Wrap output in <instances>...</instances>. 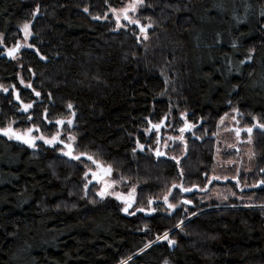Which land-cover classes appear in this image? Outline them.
Returning <instances> with one entry per match:
<instances>
[{"label":"trees","instance_id":"obj_1","mask_svg":"<svg viewBox=\"0 0 264 264\" xmlns=\"http://www.w3.org/2000/svg\"><path fill=\"white\" fill-rule=\"evenodd\" d=\"M124 1L0 0V128L13 121L47 137L60 133L76 155L138 182V201L175 181L197 189L175 188L174 198L193 199L213 165L219 118L235 104L264 124V0H145L140 16L152 21L146 34L154 37L148 49L139 25L116 29L93 18ZM21 22H32L33 49L13 59L2 46L19 42ZM13 89L33 104L27 113ZM179 111L200 123L168 150L175 156L184 148L177 163L157 157L154 132L143 131L168 112L179 126ZM255 132L256 169L248 180L257 182L264 179V129ZM65 149L42 141L31 148L0 134V264H264V185L248 191L254 206L205 205L174 228L187 216L182 208L127 215L114 199L84 195L86 157L73 160ZM182 202L188 214L197 210ZM169 231L174 245L154 242Z\"/></svg>","mask_w":264,"mask_h":264},{"label":"rangeland","instance_id":"obj_2","mask_svg":"<svg viewBox=\"0 0 264 264\" xmlns=\"http://www.w3.org/2000/svg\"><path fill=\"white\" fill-rule=\"evenodd\" d=\"M130 0L124 1L121 5L114 7L115 9H121L124 6H126ZM113 8V7H111ZM111 8L106 12L104 16H102L100 19L102 20H108L113 21L115 23L116 29L125 28L127 26H131L134 24H129L128 21L123 19V16L121 15V18L119 20V26L117 25V19L116 15L112 13ZM140 9H138L137 12L129 13V16L133 19L139 20L140 26H147L148 24L152 25V21L149 19H143L140 16ZM38 14V13H37ZM36 14V15H37ZM105 16L107 18H105ZM25 23L32 25V22H21L18 24V28L21 32V39L19 40V44L22 46L19 50L23 49H33L32 47H27V45H30L29 41L31 36H29L27 39L24 38V32H23V25ZM152 27L146 29H151ZM31 31V27H30ZM32 33V32H31ZM145 35L147 36V39H145ZM140 37L142 38L143 44L145 46V49H148L149 45H151V40H154L153 36H149L145 33H140ZM4 50L10 49L13 46L7 48L5 46H2ZM19 51V52H20ZM147 51V50H146ZM19 55H17L18 57ZM171 88V86H168L167 92ZM18 91L16 89H13V95L14 100L19 103L20 110L23 112V104H28L23 102L21 99L18 101L16 99V93ZM19 93V92H18ZM167 95V94H166ZM168 97V95H167ZM23 102V104L21 103ZM172 106L170 109H173ZM30 110V109H29ZM187 112L186 111H179L177 112V118L180 122L179 126H175L176 122L175 119L172 118L171 113H167L166 117L162 121L161 127L159 131H156L155 129H151L149 131L148 129H145L143 132L146 136H149L151 132H154L155 137V147L153 148V153L158 149L159 151L164 153V156L167 158L175 157V161L179 163L180 158L184 155V148L181 147L180 153L178 155H167L169 149H173L175 145H183V141L185 139L186 134L192 133L195 130V127H197L200 123V120L197 124H194L192 122H188L186 120ZM255 117V119H254ZM69 121V119H67ZM223 120V122H221ZM192 125L190 130L185 131L184 133L180 132V129L185 127V124ZM258 122V116L253 114H246L238 109V107L233 104L230 109L223 114L218 122H217V130L214 135L216 138L215 141V151L213 152V165L210 169L209 173L206 175V182L203 184L202 187H200L198 194L193 199H183L184 201H190L189 204L193 205V208L197 209L194 213L188 214L189 209L185 207L183 204V200L175 199V188H187L191 190H196V187H189L182 183V181H175L169 188H167L162 194L149 197L147 200L140 199L138 201V190H139V183L132 180L125 174H123L121 171L114 169L110 176H104L103 182H97L93 176L91 175V171H89V168H91L92 171H99L96 168V165L92 164L91 161H87L85 163V171H89V175L87 178H85V175L83 174V193L86 194L90 198H94L97 200H103L106 198L114 199L119 203L121 211L125 207V204L121 200H117L115 196L109 195L104 197L103 199L97 195V193L103 188L104 183H113L115 181L114 187L110 189L112 192H118L125 196H127L133 188H135V202L133 203L132 207L129 209L128 213L124 214L132 215L131 213L135 212V214H141V215H153V214H167L171 215L178 209H183V212L187 214V216L182 219L177 225H175L174 228L181 227V225L185 222H187L190 218L195 216L196 214L202 212L200 208L205 206H209L208 208H223V207H237V206H254L255 204V194H252L248 192L250 189L257 188L261 184H259V181H249L248 177L249 174L252 172V170L256 169L255 159H256V153H255V131L257 129H260L258 127H253ZM11 125L16 131L23 133L27 129H16L14 127V122L10 121L6 127ZM248 127H253L252 132V142L248 143V134L244 131H241V135L239 138H237L235 134V129H245ZM58 133V132H57ZM56 133V134H57ZM50 135L49 137L45 136L43 132H36L33 131V136H40L43 135L46 139H50L52 136L56 135ZM61 135V134H60ZM183 136V140H180L179 137ZM60 137V136H59ZM8 138V137H7ZM171 138V139H170ZM9 139V138H8ZM12 140V139H11ZM42 141L37 139L35 141ZM158 141V142H157ZM43 142V141H42ZM68 143V142H66ZM175 144V145H174ZM47 145V144H46ZM34 148V147H31ZM137 150L140 151V149L137 146ZM66 151L63 150V152ZM75 154V153H74ZM98 162H100L104 166H108L110 164H106L102 162L99 159H95ZM249 175V176H248ZM214 177H218V179H215ZM91 180L92 182L88 184L87 189H85L84 185ZM173 185H179L180 187H173ZM257 185V186H254ZM185 191V192H190ZM92 194H95L93 196ZM168 197V202L171 204L177 205L175 210L170 209L167 204L164 202V197ZM149 199H152L154 202L149 205L148 201ZM261 206V205H260ZM264 207V206H261ZM137 208H144V212L137 211ZM208 208L204 210H208ZM152 209H155V211H151ZM182 222V223H181ZM179 225V226H178ZM168 234L170 233L167 232ZM164 235V234H163ZM163 235L159 237H163ZM158 238V237H157ZM155 239L154 242H161L166 241L163 239ZM170 239V238H169ZM167 242V241H166ZM168 243V242H167ZM163 264H170L168 262Z\"/></svg>","mask_w":264,"mask_h":264},{"label":"snow or ice","instance_id":"obj_3","mask_svg":"<svg viewBox=\"0 0 264 264\" xmlns=\"http://www.w3.org/2000/svg\"><path fill=\"white\" fill-rule=\"evenodd\" d=\"M144 4H145V0H130V2L126 6H124L123 8H121L119 10L115 9V8H111L112 13L116 15L117 25L119 26V20L121 18V15L123 16L124 20L128 21L129 24L139 25L140 24L139 20L133 19L132 17H130L129 13L130 12H132V13L137 12L139 8L144 6ZM84 10L86 12L88 11L87 8L84 9ZM38 12H39V6H37L36 10L33 12V18H35L36 14ZM93 18L97 19V20L100 19L99 16L93 17ZM105 18H107V17L105 16ZM30 27L31 26L28 23H25L23 25V32H24V38L25 39H27L29 36L32 35V33L30 31ZM146 27L150 28V27H152V25L148 24ZM146 27L145 26H140V31L142 33H145L146 32ZM145 39H147L146 35H145ZM0 44H3V37L2 36H0ZM233 46H235V45H233ZM21 47L22 46L20 44H17L14 48L8 49L7 55L14 59L15 58V53L18 52ZM27 47H32V45H27ZM37 54H39L38 50H37ZM40 58L41 59H45V57H43V56H41ZM249 59H251V55L249 56ZM21 83L23 84L24 81L21 80ZM0 87H2V86H0ZM25 87H29L30 88L31 85L28 84V85H25ZM3 91L7 92L8 89L5 88V89H3ZM35 95L37 97H39L40 93L39 92H35ZM16 99L18 101L20 100V96H19L18 92L16 93ZM21 103L23 104L22 101H21ZM32 107H33V104H31V103L23 104L22 110H23V112L27 113L29 111V109H31ZM72 107L73 106L71 104L68 105L69 109H71ZM44 118L47 119V114L46 113H45V117ZM28 119L31 120L32 116L29 115ZM254 119H255V117H254ZM221 122H223V120ZM55 123L58 124V125H63L65 123V121L57 120ZM67 123L69 125H71L72 121L69 120V121H67ZM160 127H161V124L152 125V128L155 129L156 131H159ZM191 127H193V126L186 123L185 127L180 129V132L184 133L185 131L190 130ZM253 127H258L260 129H264V124L257 123ZM253 127H248V128H245V129H239V128L235 129V134H236L237 138L240 137L241 131H244V132H246L248 134V143H251L252 142ZM33 131L39 132L40 129L39 128H28L25 132L20 133V132L16 131L11 125H9L8 127H5V128H0V134H3L4 136L8 137L9 139H13L14 138V139H16L18 141H21L24 144L28 145L29 147H35V141L37 139L42 140L47 145H56L57 143L64 144V148L67 149V151H64L62 153L64 156H67V157H69V158H71L73 160H76V161H81V157L85 156L87 161H91L92 164L96 165V168L99 171H92L91 168H89V171H91V175L93 176V178L97 182H103V177L104 176H110L112 174L113 168H112L111 165L104 166L100 162L95 160L93 156L87 155L85 153H81L79 155L74 154L73 144L72 143H64V141L60 140L59 139L60 133H57L56 135L52 136L50 139H46L43 135L33 136L32 135ZM179 139L183 140V136L179 137ZM68 140L69 141H74L75 137L69 135L68 136ZM137 146L140 149V151H144L145 150V145L140 144L139 141H137ZM133 151H135V149ZM155 155L157 157H160V156H163L164 153L157 149L155 151ZM172 159H175V157H172ZM81 162L83 163V161H81ZM89 171L85 172V174H84L85 178H87V176L89 175ZM260 171L262 173H264V168L260 169ZM214 178L218 179V177H214ZM91 182L92 181L89 180L84 185L85 189H87L88 184H90ZM114 184H115V181L113 183H104L103 188L97 193V195H99L102 199L104 197H106V196H109V195L115 196V198L117 200H121L125 204V207L123 208V211L125 213H128L129 209L132 207L133 203L135 202V191L136 190H135V188H133L131 190V192L127 196H125V195H123L121 193L110 191V189L114 187ZM259 184L264 185V179L260 180ZM254 186H257V185H254ZM173 187H180V186L179 185H173ZM182 190L183 191H190V189H187V188H182ZM153 202L154 201L152 199H149V201H148L149 205H151ZM164 202H165V204L168 205V207L170 209L175 210V208L177 207V205L171 204V203L168 202V197L167 196L164 197ZM184 203H190V201H184ZM136 210L140 211V212H144L145 211L144 208H137ZM151 211H155V209H152ZM131 214L135 215V212H133ZM157 239L158 240H160V239L166 240L170 246L174 245L176 243L174 240L169 239V236H168L167 232L164 233L163 237H158ZM148 246L149 245H146V247H148ZM142 251H143V249H142ZM121 264H127V262L126 261H122Z\"/></svg>","mask_w":264,"mask_h":264},{"label":"water","instance_id":"obj_4","mask_svg":"<svg viewBox=\"0 0 264 264\" xmlns=\"http://www.w3.org/2000/svg\"><path fill=\"white\" fill-rule=\"evenodd\" d=\"M17 44H19V43H17ZM17 44H16V45H17ZM16 45H15V46H16ZM15 46H14V47H15ZM14 47H13V48H14ZM7 51H8V50H7ZM7 51L5 52V55H6L7 57H10V56L7 55ZM16 54H17V52L15 53V55H16ZM160 124H162V122H161ZM20 142H21V141H20ZM122 213H123V210H122Z\"/></svg>","mask_w":264,"mask_h":264}]
</instances>
